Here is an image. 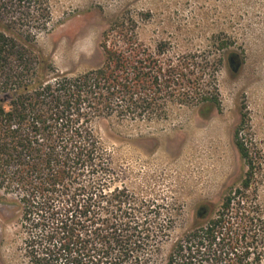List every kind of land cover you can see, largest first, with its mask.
I'll return each instance as SVG.
<instances>
[{
    "label": "trees",
    "instance_id": "16d2710c",
    "mask_svg": "<svg viewBox=\"0 0 264 264\" xmlns=\"http://www.w3.org/2000/svg\"><path fill=\"white\" fill-rule=\"evenodd\" d=\"M50 21L48 0H0V191L14 196L22 212L26 259L152 264L168 238V218L157 199L112 189L115 179L92 125L108 118L165 120L174 106L198 107L208 116L221 106L222 58L171 52L166 41L149 47L138 21L121 15L102 35L99 68L51 77L36 47ZM239 133L235 145L248 168L242 188L197 218L168 264H264V222L248 192L256 173Z\"/></svg>",
    "mask_w": 264,
    "mask_h": 264
},
{
    "label": "rangeland",
    "instance_id": "374dc122",
    "mask_svg": "<svg viewBox=\"0 0 264 264\" xmlns=\"http://www.w3.org/2000/svg\"><path fill=\"white\" fill-rule=\"evenodd\" d=\"M48 5L51 21L36 47L51 77L99 68L102 35L121 15L138 21L140 40L149 47L166 41L171 52L222 58L221 106L208 116L198 107L174 106L165 120L108 118L92 125L115 179L112 189L157 199L161 217L168 218V238L152 264H168L175 243L198 225L197 218H207L242 188L248 168L235 145L238 129L256 173L249 203L264 222V0H48ZM15 201L0 191V264H29ZM261 249L264 260V242Z\"/></svg>",
    "mask_w": 264,
    "mask_h": 264
}]
</instances>
